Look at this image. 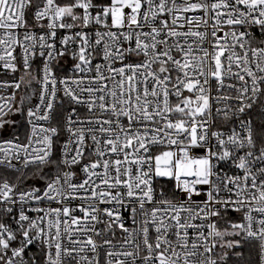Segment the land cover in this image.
<instances>
[{"label": "snow or ice", "instance_id": "6c2138e0", "mask_svg": "<svg viewBox=\"0 0 264 264\" xmlns=\"http://www.w3.org/2000/svg\"><path fill=\"white\" fill-rule=\"evenodd\" d=\"M0 70V264H264V0H0Z\"/></svg>", "mask_w": 264, "mask_h": 264}, {"label": "built area", "instance_id": "2783aa9c", "mask_svg": "<svg viewBox=\"0 0 264 264\" xmlns=\"http://www.w3.org/2000/svg\"><path fill=\"white\" fill-rule=\"evenodd\" d=\"M90 30L94 31V29H90ZM59 63H60L61 66L65 67V68H70L71 67V65L68 64V63H66L65 61H60ZM58 74H61L62 75L63 72L62 71H59ZM16 78L17 79L19 78V74H17ZM11 79H12L11 74H7L6 75V74L3 73L2 70H0V80H11ZM37 87L38 86L36 85L35 82L33 83L31 89H25L22 86V89L21 90H18L17 102L19 101V96L20 95H25L26 92H27V94L29 96H32V102L33 103L37 102L35 96L32 95V93L37 89ZM10 91H11V89L2 90V91H0V94L7 95L8 92H10ZM214 95H215V93H214ZM14 119H16L17 121H20L21 118L17 115V116L14 117ZM19 131H21V133H22V131H23L22 126L19 128ZM13 134H14V131H13V128L12 127H6L4 129H0V141L5 140V139H11L12 136H13ZM62 142H63V138L61 140V143ZM33 206H35V205H33ZM44 206H47V205H44ZM52 206H55V205H52ZM28 214L30 216H35L36 215L35 212H28ZM128 226L131 227V224H129ZM120 235L121 234L119 233V231H117V238L118 239L120 238ZM35 250L36 249H35V246L34 245L29 246V251H33L34 252Z\"/></svg>", "mask_w": 264, "mask_h": 264}, {"label": "trees", "instance_id": "16d2710c", "mask_svg": "<svg viewBox=\"0 0 264 264\" xmlns=\"http://www.w3.org/2000/svg\"><path fill=\"white\" fill-rule=\"evenodd\" d=\"M233 215H235V214H233Z\"/></svg>", "mask_w": 264, "mask_h": 264}]
</instances>
